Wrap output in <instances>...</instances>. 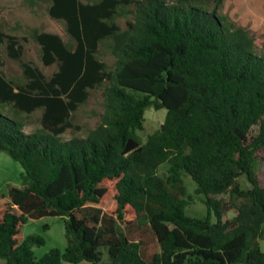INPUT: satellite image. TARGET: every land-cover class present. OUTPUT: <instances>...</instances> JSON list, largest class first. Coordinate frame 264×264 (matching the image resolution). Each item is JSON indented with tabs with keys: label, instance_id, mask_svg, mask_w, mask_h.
Here are the masks:
<instances>
[{
	"label": "trees",
	"instance_id": "16d2710c",
	"mask_svg": "<svg viewBox=\"0 0 264 264\" xmlns=\"http://www.w3.org/2000/svg\"><path fill=\"white\" fill-rule=\"evenodd\" d=\"M48 1L70 41L46 32L33 38L42 64L57 70L47 78L21 63V83L0 72V153L23 170L22 187H7L0 210L3 264H264L256 169L264 168V54L219 14L224 0ZM104 42L112 70L99 59ZM3 43L19 60L17 37L0 31ZM101 85L100 123L63 140L73 113ZM148 108L166 116L141 144ZM36 111L40 127L27 134L23 116ZM186 176L204 218L185 214ZM43 217L65 219L66 248L36 258L42 239L19 231Z\"/></svg>",
	"mask_w": 264,
	"mask_h": 264
},
{
	"label": "rangeland",
	"instance_id": "374dc122",
	"mask_svg": "<svg viewBox=\"0 0 264 264\" xmlns=\"http://www.w3.org/2000/svg\"><path fill=\"white\" fill-rule=\"evenodd\" d=\"M89 2L94 0H88ZM48 0H0V31L6 35L17 37L21 47V57L19 60H13L7 56L6 44L0 45V57L3 66L0 72L6 79L15 82H24L21 63H28L32 67L38 68L45 77L49 78L56 70L57 65L44 66L41 62V50L35 42L34 33H53L59 35L64 42H69V36L66 33L64 23L50 18L48 15ZM219 14L226 18L227 23H232L235 27L245 29L254 39L257 53L264 54V0H224ZM127 19H131L128 16ZM126 18L116 19L117 25L125 28ZM99 59L106 65L108 70H112L115 64V57L108 48V42H104L99 47ZM105 85L90 90L88 98L84 104L78 107L73 113V128L65 131L61 135L63 140L73 137H84L87 130L95 128L101 121L104 112V92ZM41 111L24 118L25 133H32L40 127L39 118ZM166 116V110L146 109L144 113L143 128L137 135L141 144H144L149 135L156 131L163 124ZM261 183H264V168L260 163L256 164ZM22 167L11 159L8 153H0V210L5 201L7 187H22L21 174ZM167 166L159 169V174H166ZM240 188L247 190L250 188L245 177L239 179ZM184 185L188 196L191 197L190 204L185 214L189 217L204 218L206 208L202 203V198L194 194L195 183L190 177H184ZM104 208H109L106 204ZM230 212L226 218L233 217ZM28 236H38L43 244L33 249L36 258L42 257L51 249H58L61 252L66 248L65 238V219L60 217H43L37 220H29L20 226L19 237L21 239ZM260 249L264 252V239H258ZM101 263L108 262V256L104 248L100 249ZM0 264L3 261L0 260ZM62 264H70L63 262ZM79 264H90L81 262Z\"/></svg>",
	"mask_w": 264,
	"mask_h": 264
},
{
	"label": "crops",
	"instance_id": "0c3cea01",
	"mask_svg": "<svg viewBox=\"0 0 264 264\" xmlns=\"http://www.w3.org/2000/svg\"><path fill=\"white\" fill-rule=\"evenodd\" d=\"M2 206H4V204Z\"/></svg>",
	"mask_w": 264,
	"mask_h": 264
}]
</instances>
